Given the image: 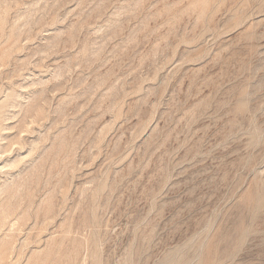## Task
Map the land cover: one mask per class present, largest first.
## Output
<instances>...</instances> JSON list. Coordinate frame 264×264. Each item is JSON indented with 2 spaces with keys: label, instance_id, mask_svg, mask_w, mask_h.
Segmentation results:
<instances>
[{
  "label": "rangeland",
  "instance_id": "374dc122",
  "mask_svg": "<svg viewBox=\"0 0 264 264\" xmlns=\"http://www.w3.org/2000/svg\"><path fill=\"white\" fill-rule=\"evenodd\" d=\"M0 264H264V0H0Z\"/></svg>",
  "mask_w": 264,
  "mask_h": 264
},
{
  "label": "bare ground",
  "instance_id": "6f19581e",
  "mask_svg": "<svg viewBox=\"0 0 264 264\" xmlns=\"http://www.w3.org/2000/svg\"><path fill=\"white\" fill-rule=\"evenodd\" d=\"M2 130V129H1ZM9 148V147H8Z\"/></svg>",
  "mask_w": 264,
  "mask_h": 264
}]
</instances>
